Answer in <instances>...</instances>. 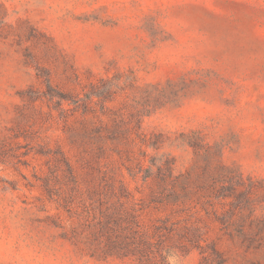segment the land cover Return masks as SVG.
Instances as JSON below:
<instances>
[{
  "label": "rangeland",
  "instance_id": "1",
  "mask_svg": "<svg viewBox=\"0 0 264 264\" xmlns=\"http://www.w3.org/2000/svg\"><path fill=\"white\" fill-rule=\"evenodd\" d=\"M170 160L239 170L264 219V0H0V264H135L99 260V189L149 202ZM211 226L226 264H264Z\"/></svg>",
  "mask_w": 264,
  "mask_h": 264
},
{
  "label": "trees",
  "instance_id": "2",
  "mask_svg": "<svg viewBox=\"0 0 264 264\" xmlns=\"http://www.w3.org/2000/svg\"><path fill=\"white\" fill-rule=\"evenodd\" d=\"M194 148L196 144L191 145ZM173 161H167L158 174H149L155 184L149 202L136 199L123 184L106 181L99 189V260H129L135 264H170L172 253L184 255L197 250L199 264H226L215 241H210L211 224L228 236H237L264 245V219L254 217L251 201L255 187L245 183L244 175L218 164L203 185L191 183V175H174ZM252 181V180H251ZM243 188V189H241ZM201 193H204L202 195ZM206 193V194H205ZM202 200H195L196 196ZM166 210L165 216L152 217L151 210ZM260 227L258 234L244 230L247 217ZM251 239V240H248Z\"/></svg>",
  "mask_w": 264,
  "mask_h": 264
}]
</instances>
